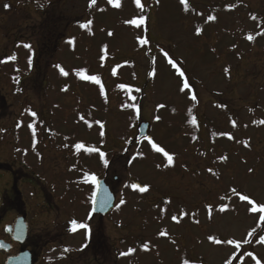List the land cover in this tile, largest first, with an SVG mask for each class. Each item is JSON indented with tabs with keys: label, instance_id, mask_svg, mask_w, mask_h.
<instances>
[{
	"label": "rangeland",
	"instance_id": "1",
	"mask_svg": "<svg viewBox=\"0 0 264 264\" xmlns=\"http://www.w3.org/2000/svg\"><path fill=\"white\" fill-rule=\"evenodd\" d=\"M262 120L264 0H0V163L45 193L24 191L46 264H264ZM141 121L171 165L133 142ZM92 176L115 194L107 216Z\"/></svg>",
	"mask_w": 264,
	"mask_h": 264
},
{
	"label": "flooded vegetation",
	"instance_id": "2",
	"mask_svg": "<svg viewBox=\"0 0 264 264\" xmlns=\"http://www.w3.org/2000/svg\"><path fill=\"white\" fill-rule=\"evenodd\" d=\"M44 51V48H40V57ZM27 179V174L22 168H16L9 161L2 160L0 163V245H2L0 264H8L9 261H13L14 264L47 263L45 247L50 238L43 242L41 232L32 231L31 227L35 220L41 219L45 211H42L41 201H36L34 204L36 207L32 208L30 201L28 202L24 197V191L29 189L30 185ZM29 190L30 195L35 199L42 194V199L45 201L44 192ZM35 208L36 211L39 210L36 213L32 211ZM91 216L93 217L92 214ZM94 253L96 256L95 251Z\"/></svg>",
	"mask_w": 264,
	"mask_h": 264
},
{
	"label": "snow or ice",
	"instance_id": "3",
	"mask_svg": "<svg viewBox=\"0 0 264 264\" xmlns=\"http://www.w3.org/2000/svg\"><path fill=\"white\" fill-rule=\"evenodd\" d=\"M108 2H109V4H112L114 7H117V8L120 7V0H108ZM181 2L183 3L184 0H181ZM91 3L94 4V3H95V0H91ZM136 4H137V6H140V0H136ZM90 6H91V5H90ZM5 7H7V5H6ZM213 19H214V17H212V16H209V17H208V20H213ZM127 23H130V24H133V25L139 27L141 24L144 23V20H143V17H141L139 20H135V19H134V20L127 21ZM82 27H84V25H82ZM199 32H200V30L197 29V34H199ZM110 35H111V33H110ZM248 39L251 40L252 37L249 36ZM69 42L71 43V41H69ZM147 42H148V41L145 40V39H141V40H140V43H141V44H146ZM24 47L27 48V47H30V46H29V45H24ZM167 55H168V54L165 53V56H167ZM12 59H15V57H12ZM168 63H169L173 68H175V69L177 70V72L179 73V75H180L181 77H184V75H185L184 72L181 71L179 68H177L176 63L173 61L172 58H169V59H168ZM226 71H227V69H226ZM114 72H115V70H114ZM61 73H62L63 75H65V76L68 75L67 72H64V71H63V69H61ZM77 75H78V76L80 77V79H82V80H89V81H91V82H93V83H95V84H99V83H100V78H99L98 76H94V75H93V76H86V75H84L83 72H78ZM120 87H121V88H124L125 86H124V85H120ZM187 88H189V83H188V80L185 79L184 82H183V86H182L179 90H180V92H184L185 89H187ZM101 94H102V95L104 94V90H103L102 87H101ZM191 98H192L193 100L196 99L195 96H192ZM132 99L134 100L135 97H132ZM33 115H34V114H33ZM156 119H159V117H156ZM190 122H191L192 124H195V123H196L195 118H193ZM260 123L264 124V120L260 121ZM234 126H235V125H234ZM101 134L103 135V133H101ZM229 139H232V137L229 136ZM148 143L152 145V148H153L156 152L163 153V155L167 158L168 165H171V164H172V162H173V156H172V155H169V154H168V153H167L162 147H159V146H158L156 143H154L151 139H148ZM75 147H76L77 151H79L81 148L84 147V145L81 144V143H77V144L75 145ZM86 151L89 152V153H91V152H96L97 149H96V148H87ZM99 155H100L101 160H103L104 163L107 164V161L104 159L105 154H104L103 152H100ZM221 159H226V157H222ZM158 167H159V165H158ZM249 171L251 172L252 169H249ZM89 179H91L93 182H95V177H94V176L90 177ZM132 187H133V188H136L137 186H136V185H132ZM139 191H140V192H146V191H148V188H147V187H140V188H139ZM232 191L235 193L237 190H236L235 188H233ZM239 198H240V200H242V201L247 200L249 204H253V201H252L251 199H249L246 195H240ZM121 203H123V201H121ZM224 210H225V208H224V207H221L220 211H224ZM251 211H253V212L257 211V208H256L255 205H253ZM259 211H260V212H264V206H261V207L259 208ZM261 218L264 219V217H261ZM172 219H173L174 221H176V220H177V217H176V216H173ZM84 227H85V225H83V224L78 225V224L76 223V221H72V229H71L72 231H76L77 228H84ZM160 235L163 236V235H165V233H164V232H161ZM249 235H251V233H249ZM210 239H211V238H210ZM220 242H221V241H219V240H215V239H213V243H220ZM259 242L262 243V244H264V236L260 237ZM227 243H229V244H234L235 242L232 241V240H229V241H227ZM245 243H247V241H245ZM0 246H2V245H0ZM236 246L239 247V245H236ZM143 247H144L145 250L148 249V245H147V244H144ZM132 251H134V250H133V249H129L127 253H121V255H122V256H123V255H128V254H130ZM249 255H251V253H249ZM253 258H254V257H253ZM185 264H187V262H185ZM228 264H231V261H229ZM257 264H259V262H257Z\"/></svg>",
	"mask_w": 264,
	"mask_h": 264
},
{
	"label": "water",
	"instance_id": "4",
	"mask_svg": "<svg viewBox=\"0 0 264 264\" xmlns=\"http://www.w3.org/2000/svg\"><path fill=\"white\" fill-rule=\"evenodd\" d=\"M134 140L140 142L150 139V123L141 121L137 124ZM115 195L103 179L97 180L96 190L93 195L91 212L100 216H106L114 206ZM8 264H14L9 261Z\"/></svg>",
	"mask_w": 264,
	"mask_h": 264
}]
</instances>
